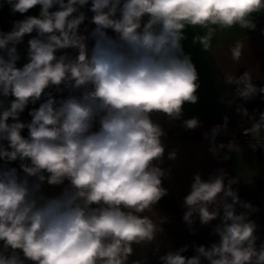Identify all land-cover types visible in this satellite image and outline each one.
<instances>
[{
	"label": "clouds",
	"instance_id": "1",
	"mask_svg": "<svg viewBox=\"0 0 264 264\" xmlns=\"http://www.w3.org/2000/svg\"><path fill=\"white\" fill-rule=\"evenodd\" d=\"M4 4L24 18L0 31V264H146L131 259L134 246L154 243L163 231L153 217L167 195L159 167L166 133L153 117L180 120L184 105L198 100L199 74L182 43L186 30L207 28L203 43L212 26L253 29L249 18L264 11V0ZM37 6L39 14L28 15ZM25 36L26 62L18 66ZM225 81L244 98L257 90L247 71ZM29 105L31 119L23 121ZM183 125L195 129L199 121ZM219 131L212 129L213 142ZM262 133L264 113L245 130L258 144ZM236 183L222 168L207 180L194 175L183 220L193 232L197 219L218 221V240L192 245L193 255H186L187 244L168 250L160 264H264V241L257 244L250 219L256 209L240 200ZM45 184L62 188L49 196Z\"/></svg>",
	"mask_w": 264,
	"mask_h": 264
},
{
	"label": "crops",
	"instance_id": "2",
	"mask_svg": "<svg viewBox=\"0 0 264 264\" xmlns=\"http://www.w3.org/2000/svg\"><path fill=\"white\" fill-rule=\"evenodd\" d=\"M38 14L39 6L28 13ZM87 15L90 17L92 14L88 12ZM23 18L19 13L13 15L7 4L0 7V28L5 31L11 30L12 21ZM249 19L255 25L253 29L238 25L228 29L212 26L211 38L203 43L199 42V38L206 36L207 28L190 27L186 30L187 38L182 43L199 74L198 100L195 104L184 105L180 120L169 123L164 116L153 117L166 133L162 137L165 152L159 167L166 172V176L162 177V187L167 189V195L155 206L156 215L153 217L163 231L154 243L143 248L134 246L133 260L144 259L146 264H160L159 255L168 250H176L187 244L189 249L186 255H191L190 243L207 246L218 240L217 236L212 235V227L218 221L202 225L197 219L192 225L193 232L183 216L186 211L184 197L191 191L194 175L200 174L202 179L207 180L221 168L228 178H237L238 183L232 187L238 192L240 200L256 209L250 219L257 225V244L264 241V133L259 144L251 134H245V130L258 122L260 114L264 113V93L259 91L264 86V11L252 14ZM81 27L83 30L84 26ZM91 27L89 25V30ZM194 37L196 43H193ZM29 38L25 36L24 42L18 45L21 55L18 66L26 62ZM91 43L90 40L89 46ZM236 53H239L238 60L234 59ZM245 71L250 74L251 82L257 89L247 98L237 95L236 85H229L225 81L226 75L239 77ZM31 107L29 105L27 108L28 121L31 119L28 115ZM190 118L198 119L197 128L184 127L183 121ZM216 126H220V131L213 142L211 132ZM205 134H208V138ZM214 144H224L225 147L214 154L211 151ZM253 145H256L255 148ZM170 153H174L173 158H169ZM225 155L229 157L227 160L224 159ZM61 188L44 185V191L49 196L59 194ZM237 211L242 209L237 207ZM157 245L159 252L155 251Z\"/></svg>",
	"mask_w": 264,
	"mask_h": 264
},
{
	"label": "built area",
	"instance_id": "3",
	"mask_svg": "<svg viewBox=\"0 0 264 264\" xmlns=\"http://www.w3.org/2000/svg\"><path fill=\"white\" fill-rule=\"evenodd\" d=\"M21 120H23V121H28V120H27V108H26L25 111L21 114ZM23 134H24L25 136L27 135V130H26V129L24 130ZM2 163H3V162H0V164H2ZM12 166H14V167H18V162L14 163ZM192 245H195V244L190 243V253H191V255L194 254V250H193V248H192Z\"/></svg>",
	"mask_w": 264,
	"mask_h": 264
},
{
	"label": "trees",
	"instance_id": "4",
	"mask_svg": "<svg viewBox=\"0 0 264 264\" xmlns=\"http://www.w3.org/2000/svg\"><path fill=\"white\" fill-rule=\"evenodd\" d=\"M0 31H5V30H3L2 28H0ZM5 32H7V31H5Z\"/></svg>",
	"mask_w": 264,
	"mask_h": 264
}]
</instances>
